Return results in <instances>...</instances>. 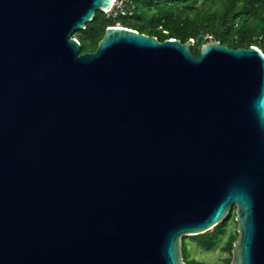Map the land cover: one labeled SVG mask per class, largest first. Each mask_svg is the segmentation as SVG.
Listing matches in <instances>:
<instances>
[{
  "label": "water",
  "instance_id": "water-1",
  "mask_svg": "<svg viewBox=\"0 0 264 264\" xmlns=\"http://www.w3.org/2000/svg\"><path fill=\"white\" fill-rule=\"evenodd\" d=\"M112 0H0V264H185L234 208L264 264V54L108 26Z\"/></svg>",
  "mask_w": 264,
  "mask_h": 264
},
{
  "label": "trees",
  "instance_id": "trees-1",
  "mask_svg": "<svg viewBox=\"0 0 264 264\" xmlns=\"http://www.w3.org/2000/svg\"><path fill=\"white\" fill-rule=\"evenodd\" d=\"M134 3V15L131 20H140L139 13L141 9H158L157 20L166 21V26L170 25L169 16L166 12L159 11L162 6H178L185 4V6H190L195 4L197 0H132ZM170 7H167L168 9ZM166 8V9H167ZM242 16L245 18L252 17L258 18V22L254 27L255 34V44L246 43L244 39L239 41H233L232 43H227L226 39L232 31L239 32L242 35L247 29V23ZM121 27L130 28L136 30L139 33H143L148 36L155 37L158 41H163L165 39H177L180 42H185L188 39H192L193 44L190 47V51L193 55L198 56L199 51L195 52L194 46L199 44V47L207 41L203 39L204 33H210L213 35V39L218 41L222 45H225L229 48L244 47L247 48L251 45L259 48L264 54V0H223L221 6L216 10H204L197 17L196 21L188 22L185 25H182L179 33H176L174 36L158 35L155 32L146 31L143 28L132 27L127 23V20L122 19ZM116 21L108 19L100 11L95 12L91 21L85 23L83 31L85 32V38L90 41L89 45H84L82 41H78L80 44V53L92 52L95 50L96 45L100 38L102 37L104 30L108 26H115ZM120 23V22H119ZM195 44V45H194ZM258 44V45H257ZM200 49V48H199ZM231 218V214H228L227 218L212 228L210 231H207L204 234L190 236L192 240L204 250H211L215 247L218 237L224 235L226 232V227L228 221ZM237 234H232L229 236L227 245L225 249L230 252L232 248L233 241L236 239ZM181 254L182 259L185 264H202L195 260H188L187 245L184 239H181ZM230 259L225 260V264L230 263Z\"/></svg>",
  "mask_w": 264,
  "mask_h": 264
},
{
  "label": "rangeland",
  "instance_id": "rangeland-1",
  "mask_svg": "<svg viewBox=\"0 0 264 264\" xmlns=\"http://www.w3.org/2000/svg\"><path fill=\"white\" fill-rule=\"evenodd\" d=\"M222 1L223 0H197L195 4H191L190 6H185V4H181L178 6L176 5L173 7L162 6L160 7L159 11L166 12V14H168L169 21H171L169 26H166V21L164 20L158 22V9H141L139 13L140 20H127V23H129V25L132 27L143 28L146 31L155 32L158 35L174 36L176 33H179L182 25H185L191 21H196L197 17L204 10L218 9L221 6ZM167 7L170 8L168 9ZM242 19H244L247 23V29L242 35L243 38H241L239 32L232 31L226 39L227 43H232L233 41H239L240 39H244L246 43L255 44L254 27L259 19L252 17L245 18L244 16H242ZM119 22V25H121V20ZM72 37L78 41H82L85 46L89 45L90 43V41L85 38V32L83 31V29L74 31ZM203 39L214 40L213 35H211L210 33H204ZM199 48V44L195 45V52L199 51ZM229 214H231V218L228 221L226 232L224 235L218 237L215 247L211 250H204L200 248L199 246H197L194 240L191 239L190 236L183 237L187 245L188 260H195L202 264H225V260L231 258V251L228 252L225 247L227 245L229 236L236 233V223L234 221V208H231Z\"/></svg>",
  "mask_w": 264,
  "mask_h": 264
},
{
  "label": "built area",
  "instance_id": "built-area-1",
  "mask_svg": "<svg viewBox=\"0 0 264 264\" xmlns=\"http://www.w3.org/2000/svg\"><path fill=\"white\" fill-rule=\"evenodd\" d=\"M134 3L132 0H112L109 9L103 13L106 18L116 21L115 26H120L119 21L129 20L134 15Z\"/></svg>",
  "mask_w": 264,
  "mask_h": 264
}]
</instances>
